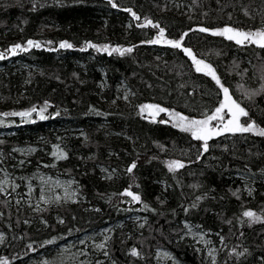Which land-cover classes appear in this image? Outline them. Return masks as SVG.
<instances>
[{"label":"trees","instance_id":"trees-1","mask_svg":"<svg viewBox=\"0 0 264 264\" xmlns=\"http://www.w3.org/2000/svg\"><path fill=\"white\" fill-rule=\"evenodd\" d=\"M115 2L119 7L108 0H0V51L17 43L26 47L29 39L41 43L39 49L0 61V113L50 105L45 112L49 118L41 121L34 113L35 123L0 115V181L8 172L22 192L36 182L37 173H44L72 179L78 193L75 203L34 212L12 193L0 192V257L11 264L57 260L62 247L81 240L92 245L94 235L106 232L111 237L109 256H87V264H160L159 250L168 254L166 264H211L189 236L187 224L210 238L218 250L217 264H237L229 256L237 245L238 251L247 247L251 253L239 264H261L264 223L241 226L238 218L246 210L264 212V137L226 134L210 141V151L194 163L198 142L170 122L160 123L168 120L166 114L151 123L139 107L155 103L199 118L201 111L218 106L223 95L179 50L147 43L157 30L137 27L131 13L122 9L131 8L140 23L144 18L159 23L171 37L189 32L185 44L212 64L233 97L249 106L250 115L260 122L264 94L248 104L244 92L264 84V49L190 30L264 27V0ZM62 41L73 47L60 48ZM88 42L133 51L124 56L95 48L81 51ZM57 148L67 152L68 159L53 156ZM169 159L186 166L170 173ZM133 162L137 167L128 173ZM126 189L140 194L154 211L139 210L143 204L121 195ZM238 189L239 199L233 195ZM49 240L54 243L45 244ZM133 247L139 257L129 254Z\"/></svg>","mask_w":264,"mask_h":264},{"label":"snow or ice","instance_id":"snow-or-ice-1","mask_svg":"<svg viewBox=\"0 0 264 264\" xmlns=\"http://www.w3.org/2000/svg\"><path fill=\"white\" fill-rule=\"evenodd\" d=\"M108 3L113 7L117 8L119 5L115 2V0H108ZM35 5H33V10L35 9ZM123 11L131 13V16L133 20L137 21V27L139 28H148L151 27L153 29H156V35L154 39H150L146 41L149 44L153 45H162L166 46L171 49L179 50L185 57L188 58V60L191 61V66L194 67L195 72L202 74L205 77H210L212 81H214L216 87L219 89V92L223 94V98L218 101V106H215L214 108L207 110V111H201L199 118H193L189 115H184L179 111H175L172 109H169L168 107H163L159 104L150 103V104H142L139 107L140 113H144L147 111V114L149 117H151L150 122L156 123V118L161 114L164 113L168 116V120H160V123H171V127L178 129L181 133H187L190 135L191 140L198 142L196 144V150L197 155L195 157L194 163L199 162L201 157L205 153H208L210 151V148L212 145H210V141H213L214 139H217L219 137H224L226 134H230L232 136H236L237 134H251L252 136L256 137H264V126H261V124H264V120L258 122L256 118L250 115L251 108L247 105L242 106V102L238 99H235L233 97V94L230 93L229 87L225 86L224 83L221 81V77L217 74L216 69L212 66L211 63L206 62L203 58H198L197 54L193 50L192 46L185 44V37H189V32H183L178 37H171V34L166 35V30L164 27H161L159 23L154 22L148 18H144V21L140 23L141 17L136 14V12L132 11L131 8H124ZM244 14L246 16H249L251 19L250 13L245 10ZM231 19V17H229ZM192 32H199V33H206L212 37H223L227 41H232L236 45L245 47V46H251L255 45L256 48L264 49V27L256 28L255 30L249 29V30H243L241 28L225 25L221 27L216 28H210L208 26H200L195 29H191ZM190 38V37H189ZM50 44L51 41H48ZM62 49H70L73 47V45L67 41H62L59 45ZM32 48L39 49L41 48V43L29 39L27 40V46H23L22 44H14L11 47H9L6 51H0V61L7 59L9 56H16L20 52H28ZM88 48H95L97 51H106L108 55H111L113 52L119 53L121 56H124L125 53H132L133 48H111L109 45H104L102 47L88 42L86 44L85 48L80 49L81 51H85ZM52 50V49H47ZM238 67V66H236ZM219 94V93H218ZM264 94V84L261 85L259 89L248 91L246 90L244 92V98L248 102V104H254L255 100L254 97ZM125 100L128 99V95L126 94L124 97ZM48 107L50 105L48 102H45L44 106L39 108V110L33 106L29 108L26 111H12V112H4L0 113V115L4 117H20L22 121L25 123H35L36 121L32 119L33 114L35 113L41 121L48 119L49 117L45 115V112L47 111ZM56 116H59L60 113L56 112ZM242 118H246L242 122ZM4 121L0 120V126H3ZM2 143V141H0ZM16 151V149H14ZM225 151H227V147L225 146ZM53 156H55L58 160H66L68 159V154L62 149L57 148L53 152ZM2 163V161H0ZM21 164L24 162L21 161ZM186 165L178 160V159H169L166 161V167L168 172L170 173H177L180 169H183ZM137 167L136 163L133 162L131 165L126 169L128 173H132L133 169ZM251 172V169L248 170ZM261 174L264 175V169H261ZM254 175V174H253ZM108 179H111V176L107 177ZM139 187V185H137ZM195 187V185H194ZM13 190H15L16 185H12ZM31 190V189H30ZM248 194H252V189L249 187ZM4 191L3 183L0 182V192ZM239 189L236 192H233L234 196H237V199H239L238 195ZM77 195L76 191H69V188H65L64 190V196L60 197L57 196L55 198L56 202L59 203L61 199H63L65 202L72 201L75 203L76 201L73 199ZM122 196L130 197V202L134 204H143V208L139 209L141 211L143 210H151L154 211V209H150V206L142 201L141 195L138 193H134L130 189H126L124 192L121 193ZM40 199L44 201L45 203H50L51 201L47 200L45 196L43 195V192L41 193ZM202 197H197L196 200H201ZM192 208H196L197 204L193 203L191 205ZM131 210V209H129ZM96 211H99V209H96ZM189 209H185V212L187 213ZM247 222L248 226L251 227L253 224L257 223H264V212L257 213L252 210H246L242 212L241 217L238 218V223L243 226ZM59 223H64L63 220H60ZM229 224L232 223V221H228ZM141 228L144 227V224L140 225ZM186 228H188V231L191 233V228L186 224ZM244 234L243 232L240 233V236L242 237ZM195 238V236H194ZM111 239V237H105L104 243L95 244L94 248L99 249L102 251L103 255L108 257L109 251L107 250V243ZM4 237L0 235V242H3ZM203 242L206 245L210 244L209 241H206L204 239L203 235H200L197 239V243ZM53 240L46 241L45 244H53ZM83 244L84 241H81ZM220 243L224 244V237H221ZM29 248H32L33 246L31 244L28 245ZM240 246L237 245L234 247L231 252L229 253L230 257H234L237 261V264H239L240 259L242 257L246 258L248 255H251L249 252V249L247 247H244L242 251H238L237 249ZM199 250V249H198ZM218 250L215 248H209L208 255L211 258V264H217V258L214 253H216ZM132 257H139L141 254L137 251L135 247L131 248L130 253ZM83 255L87 256L88 253L84 252ZM0 264H11L10 260L5 257H0ZM41 264H63V261H57V260H50V259H44L41 261ZM81 264H87V262L82 261ZM96 264H103L102 261L97 260ZM261 264H264V256L261 257Z\"/></svg>","mask_w":264,"mask_h":264},{"label":"rangeland","instance_id":"rangeland-1","mask_svg":"<svg viewBox=\"0 0 264 264\" xmlns=\"http://www.w3.org/2000/svg\"><path fill=\"white\" fill-rule=\"evenodd\" d=\"M21 150L23 149H16V151H19V152H21ZM35 179H36L35 183L26 185L25 190L20 192L18 190V187L20 186V184L18 183L16 178L13 177L10 173L4 171L2 179L0 181L3 183V187H4V191L2 193L7 196L10 193H12L17 202L25 203V205L29 207L31 211L38 212V211L45 209L46 207L55 206L61 203L72 202L71 200L68 202H65L63 199H61L59 203H57L55 200L57 196H60V197L64 196V190L66 187L69 188V191L77 192V189L75 187L73 180L67 177L51 176V175L44 174V173H37L35 176ZM12 185H16L15 190H13ZM42 192L45 198L51 201L50 203H45L44 201L40 199ZM73 199L75 201L78 199V193ZM188 233L191 238H194L195 236L194 238L195 243L199 245L198 247H201V249H203L206 252L207 256H209L208 255L209 248H215L210 238L207 237L204 232H201L198 230H192L191 233L190 232ZM200 235H203L204 239L206 241H209L210 244L206 245L203 242L197 243V239L199 238ZM104 236H106V232L99 234V236L94 235L93 238H91L93 242L92 245H88L84 240H81V241H84L83 244L80 241L76 243L75 245H71L68 247H62L57 254L58 255L57 261L62 260L63 264H68V262L69 264H73V263L81 264V262L84 261L87 256L93 257V256L98 255V253H102L101 250L95 249L94 246L95 244L104 243L105 241ZM84 252H87L88 255L87 256L83 255ZM168 258H169L168 254L166 252H163L160 250L157 251V259L160 260V264H166L167 263L166 260H168ZM44 259L46 258H43V260ZM33 263L35 264L36 261H34Z\"/></svg>","mask_w":264,"mask_h":264},{"label":"water","instance_id":"water-1","mask_svg":"<svg viewBox=\"0 0 264 264\" xmlns=\"http://www.w3.org/2000/svg\"><path fill=\"white\" fill-rule=\"evenodd\" d=\"M223 95V94H222Z\"/></svg>","mask_w":264,"mask_h":264}]
</instances>
